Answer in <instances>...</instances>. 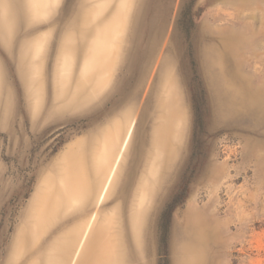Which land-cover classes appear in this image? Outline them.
Segmentation results:
<instances>
[{
  "label": "rangeland",
  "instance_id": "obj_1",
  "mask_svg": "<svg viewBox=\"0 0 264 264\" xmlns=\"http://www.w3.org/2000/svg\"><path fill=\"white\" fill-rule=\"evenodd\" d=\"M64 4L0 0V264H264V0Z\"/></svg>",
  "mask_w": 264,
  "mask_h": 264
},
{
  "label": "snow or ice",
  "instance_id": "obj_2",
  "mask_svg": "<svg viewBox=\"0 0 264 264\" xmlns=\"http://www.w3.org/2000/svg\"><path fill=\"white\" fill-rule=\"evenodd\" d=\"M71 4V0H65L64 11L66 12ZM179 39V38H178ZM52 51H55V45L53 44ZM122 98L112 97L108 99V97H101L98 101L93 105V107L89 108L87 111L80 113V118L83 119L84 122L93 124L98 121H101L103 118L110 116L113 111L119 104L122 103ZM140 150V142L139 137H137L132 145H130V164H129V179H131L134 174V167L136 159L138 158Z\"/></svg>",
  "mask_w": 264,
  "mask_h": 264
},
{
  "label": "bare ground",
  "instance_id": "obj_3",
  "mask_svg": "<svg viewBox=\"0 0 264 264\" xmlns=\"http://www.w3.org/2000/svg\"><path fill=\"white\" fill-rule=\"evenodd\" d=\"M2 3V2H1ZM3 4V3H2ZM126 141V140H125ZM122 144V143H121ZM112 166L110 167V169L109 168H107V167H104V168H101V169H99V170H102V174L99 176L102 180H103V183H104V186L110 181V178H111V176H112ZM98 170V169H97ZM97 179V178H96ZM95 179V180H96ZM67 183V182H66ZM68 185V184H67ZM94 185V184H93ZM88 186H90V185H88ZM97 187V186H96ZM42 188V187H41ZM65 189V188H64ZM68 189V188H67ZM95 189V188H94ZM104 189V188H103ZM103 189H102V191H100V193H99V195H98V197H97V201L103 196ZM50 190V189H49ZM90 191V190H89ZM90 196V195H89ZM108 197V196H107ZM71 198H72V196H71ZM86 198H87V196L85 197V199L83 200V201H85L86 200ZM39 199H40V197H39ZM65 200V199H64ZM69 200H71V199H68L67 201H69ZM36 201V200H35ZM34 201V202H35ZM39 201V200H38ZM48 201V200H47ZM106 201V200H105ZM93 202V201H92ZM89 203H91V202H89ZM46 204V203H45ZM63 206V205H62ZM79 207V206H78ZM83 207V206H82ZM90 208V207H89ZM98 209V208H97ZM61 210V209H60ZM90 210V209H89ZM88 211V210H87ZM86 212V211H85ZM84 212V213H85ZM89 212V211H88ZM61 213V212H60ZM66 213V212H65ZM40 215V214H39ZM56 215V214H55ZM58 215V214H57ZM83 217V216H82ZM99 222V221H98ZM81 223V222H80ZM95 223V219H94V217L92 218V220H88L87 221V223L84 225V227H80V228H82V230H81V232L79 233L80 235H79V241H78V244L77 245H79L78 246V249H79V247H81L80 248V253H82V250H83V248L82 247H85V242L87 243L88 241H89V231L90 230H88V229H90V228H92L93 227V224ZM77 227V226H76ZM95 229V228H94ZM88 230V233H87V236L84 238V236H85V234H86V231ZM103 233V232H102ZM92 234V233H91ZM90 234V235H91ZM100 236V235H99ZM68 237V236H67ZM77 241V240H76ZM83 241H84V246H83ZM77 246H75L74 248H73V250H75V248H76ZM76 251V250H75ZM75 251H74V253H75ZM78 257V256H77ZM80 258V257H79ZM77 260V259H76ZM78 261V260H77ZM77 261H75V262H77ZM77 264V263H76Z\"/></svg>",
  "mask_w": 264,
  "mask_h": 264
}]
</instances>
